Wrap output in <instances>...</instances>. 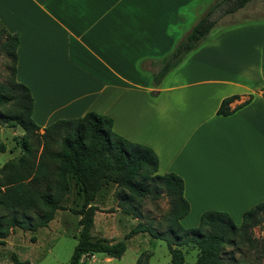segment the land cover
<instances>
[{
    "label": "crops",
    "instance_id": "1",
    "mask_svg": "<svg viewBox=\"0 0 264 264\" xmlns=\"http://www.w3.org/2000/svg\"><path fill=\"white\" fill-rule=\"evenodd\" d=\"M185 1L0 0V19L20 36L17 80L41 131L90 112L111 117L116 133L154 150L160 175L184 180V219H237L264 203V24L212 30L157 82L190 33L166 20ZM232 96V114L219 115Z\"/></svg>",
    "mask_w": 264,
    "mask_h": 264
},
{
    "label": "trees",
    "instance_id": "2",
    "mask_svg": "<svg viewBox=\"0 0 264 264\" xmlns=\"http://www.w3.org/2000/svg\"><path fill=\"white\" fill-rule=\"evenodd\" d=\"M252 1L218 0L164 59L155 75L156 81L163 80L197 49L221 17L237 13ZM19 44V34L10 33L0 19V55L11 63L8 81L0 83V115L9 127L25 131L18 141L23 153L0 168V245H5L6 239L18 229L36 232L48 227L58 211H70L80 218L78 242L70 264H81L84 257L96 254L120 259L127 250V241L142 232L155 238L167 235L151 224H139L121 241L94 235L99 211L94 202L104 188L115 184L120 190L118 207L136 219L139 218L137 208L128 206L127 201L168 197L170 210L165 222L173 230L177 227L184 233L183 238L167 239L171 264H186L181 248L190 243L198 250L196 264H247L233 255L235 250L243 248L255 252L258 263L264 259V203L245 212L241 226L228 213L207 211L201 216L197 230L183 229L181 220L190 212L184 196V180L174 173L160 175L154 150L116 133L111 117L90 112L75 119H61L44 128L41 134L42 128L33 119L32 93L17 80ZM236 99L237 96L225 99L218 114L231 115L230 104ZM4 151L6 146L0 144V152ZM73 188L82 199L78 209L64 205ZM257 228L263 233L261 238L255 237ZM33 241H36L34 237ZM228 248L234 250L228 252ZM145 257L144 264H148L151 255ZM12 260L14 264H30L15 254Z\"/></svg>",
    "mask_w": 264,
    "mask_h": 264
},
{
    "label": "rangeland",
    "instance_id": "3",
    "mask_svg": "<svg viewBox=\"0 0 264 264\" xmlns=\"http://www.w3.org/2000/svg\"><path fill=\"white\" fill-rule=\"evenodd\" d=\"M218 0H188L180 2L178 12L173 11L170 18H166L169 24H179L183 32H191L193 27L203 19L207 12ZM6 21V19H4ZM258 23L264 24V0H253L245 8L232 15L221 17L213 29L218 31L224 26ZM3 26L6 24L3 21ZM218 26V27H217ZM11 63L0 55V83L8 81ZM0 115V144L6 146V151L0 152V168L9 161L18 158L22 153V147L18 141L24 136L25 131L18 127H9L8 122ZM43 134V131H40ZM105 189V188H104ZM119 188L112 184L106 191L99 195L96 202L99 211L95 217L94 235L121 241L124 236L139 224H151L160 232H167L162 238H155L149 233L142 232L127 241V250L120 259L109 258L104 254H96L92 257H84L81 264H144L146 255L150 254L148 264H171L167 239L174 236L183 238L184 233L177 227L166 224L165 216L170 210L169 199L162 195L154 200L144 198L141 202H129L127 205L137 208L139 218L133 215H126L119 205ZM82 204L76 189L73 188L64 205L80 208ZM248 210H238V218L233 219L237 226H241L243 215ZM242 213V214H241ZM79 216L70 211H58L55 219L48 227L40 228L36 232L16 230L6 239L5 245H0V264H14L12 256L15 254L20 260L28 261L30 264H70L78 242L80 224ZM200 218L189 216L181 221L185 230H197L200 226ZM262 231L255 230V237L261 238ZM33 237L36 241H33ZM185 253L186 264H196L198 250L190 243L181 248ZM228 252L234 249L228 248ZM233 255L236 259L244 260L247 264H264V259L258 263L257 254L243 248L235 250ZM228 255L226 254V257Z\"/></svg>",
    "mask_w": 264,
    "mask_h": 264
}]
</instances>
